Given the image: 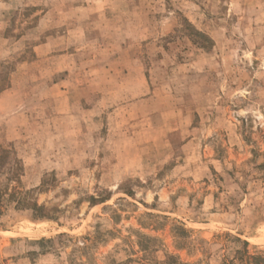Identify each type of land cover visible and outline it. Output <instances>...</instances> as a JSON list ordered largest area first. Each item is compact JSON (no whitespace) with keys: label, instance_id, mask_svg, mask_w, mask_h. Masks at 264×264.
Segmentation results:
<instances>
[{"label":"rangeland","instance_id":"1","mask_svg":"<svg viewBox=\"0 0 264 264\" xmlns=\"http://www.w3.org/2000/svg\"><path fill=\"white\" fill-rule=\"evenodd\" d=\"M0 147V264H264V0H0Z\"/></svg>","mask_w":264,"mask_h":264},{"label":"trees","instance_id":"2","mask_svg":"<svg viewBox=\"0 0 264 264\" xmlns=\"http://www.w3.org/2000/svg\"><path fill=\"white\" fill-rule=\"evenodd\" d=\"M7 157H8V153H7V151H5L4 149H2L1 147H0V168H3L4 167V165H5V163H6V161H8L7 160ZM2 177H4V172H2V171H0V180L2 179ZM36 206V205H35ZM42 209V208H41ZM40 210V209H39ZM62 236V235H61ZM60 236V237H61Z\"/></svg>","mask_w":264,"mask_h":264}]
</instances>
